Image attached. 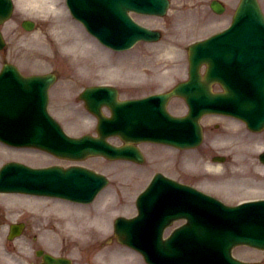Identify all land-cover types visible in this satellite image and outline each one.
I'll list each match as a JSON object with an SVG mask.
<instances>
[{"label":"rangeland","instance_id":"rangeland-1","mask_svg":"<svg viewBox=\"0 0 264 264\" xmlns=\"http://www.w3.org/2000/svg\"><path fill=\"white\" fill-rule=\"evenodd\" d=\"M211 0H173L170 14L166 18H153V17H141V20L150 25V26H161L164 30H166L165 37L160 41V43L157 44H142L139 46V48L136 49L135 55H133V62L134 64H128L126 63L125 66H122V70L119 71L116 65H113L111 62L109 65H103L101 67H94V68H79L75 71H69L66 67L67 64L65 61H61L62 67L59 68L53 64V62H56V58L53 56H50L51 58H47L45 56L46 53H44L42 56L37 57L35 56V49L36 48H20L17 50V55L19 57V61L22 65V68L26 71H41L45 72L49 69H58L57 72H59L60 75V82L64 84H67L71 81V88L68 87V93L65 95H60L57 98L54 95L53 100V106L55 105L56 109L60 112H62L65 116L63 118L64 122L67 125H70L72 128L75 127L76 120H71L69 113L66 111V108L69 107V103H71L72 98L71 94H75V90H79L81 87L83 88L85 85L90 84L91 82H96L98 80L103 79H113L119 77L118 81L121 82V91L123 96L127 95H138V94H145V93H151L154 91H158L161 89H167L172 84H174L177 80H180L181 78H185L187 76L186 68H187V52L186 50L182 49V44L179 47L178 40H171L167 35V29H168V20L170 17L175 16L177 13L185 12L186 14L181 18V21L176 24L178 28H180V37L181 39H187L190 37H198L201 34L205 33L206 31L210 30L213 26H217L220 23H214L212 22L213 18L212 16H209L210 8L209 3ZM227 5L228 8H231L234 6V3L236 0H223ZM264 5V0H261ZM59 6V5H57ZM59 8V7H58ZM198 16H204L198 23L196 22L198 19ZM172 25V24H171ZM170 26V25H169ZM167 28V29H166ZM170 31H172V28H169ZM96 42V41H95ZM90 48H92V44H88ZM97 46V45H96ZM94 47V49H97V47ZM174 48V49H171ZM41 49V48H40ZM44 49V48H43ZM98 50V49H97ZM100 56H107L108 54L104 51H98ZM122 56L118 55L116 58L120 60ZM142 57V60H141ZM126 58L124 57L123 60ZM141 60V62H140ZM140 67L143 70V68H146L148 72L143 73L142 79L139 76V78L142 80L134 82L129 81L127 79H121L128 78L127 74L129 73H135L139 72L140 70H136V67ZM158 70L157 73H151V70ZM114 72L119 76H115ZM83 73L87 74V77L82 81L80 79V76L83 78ZM80 75V76H79ZM75 76V77H74ZM94 76V77H92ZM121 76V77H120ZM125 76V77H124ZM156 77V78H154ZM138 78V76L136 77ZM130 84V85H129ZM132 84H137L135 86H131ZM58 85V84H57ZM59 90V87H58ZM60 93L55 89L53 90L54 93ZM75 104V102L73 103ZM82 104V103H81ZM170 107L172 108L173 112L175 113H184L186 110V105L182 101V99L174 98L171 103ZM84 109V108H83ZM79 112V111H77ZM88 124L92 122L89 121L88 118L84 119ZM85 122V123H86ZM95 122V120H94ZM117 141V140H116ZM118 142V141H117ZM156 145H144L143 148L147 155V160L145 164L138 165L133 164L129 162L124 163H114V162H108L107 160L103 158H91L87 160L85 163L89 166L95 167L99 170H102L103 172L107 173L111 177V184L110 186L103 192L97 202L94 204L93 207H95L92 210H89L88 213L85 211L86 209H80L76 210L78 208H74V210H71L70 207H65L67 205L61 204L59 201L53 199L52 201H45L43 199H33V200H27L25 198H21V200L15 199V198H9L11 199V205L13 207L8 206L6 203L3 202V200H0V204L2 206L10 207L11 209L16 208L17 210H20L17 206L18 202H29L30 205L34 208H41L45 212L49 213L52 211L53 213H56L60 215L61 211L65 212L64 215H61L63 218V222L60 221L61 224L64 225V229L67 227L64 224L67 221H71L70 219L76 215L77 218V225L80 226L83 222L89 221L88 216L94 217L96 214H102L103 207H99L100 204H102L103 201L106 199L111 202V199L115 201L114 207L110 210H108L111 214H108L105 212L106 220H105V228H103L102 232L98 235H93L94 239H91V234H89V230H85L84 227L81 226V228L85 231H83L81 234L76 233L74 230H70L67 232V234L71 232H75L76 236L80 238L79 245L76 244H68L64 240H58L56 237H53L52 240L47 238L46 234H43V230L39 231L38 229L40 226H38L36 223L32 222L31 219H27V217H18V218H10V220H21L26 219L27 220V226L28 231L30 235L36 234V246L39 248H44L47 251L51 252L54 255H67L73 260V264H144V260L140 254L137 252L126 248L125 246L119 244L118 242H107L106 238L110 236L113 232V220L118 215L124 214L126 216L133 215L137 212L136 209V197L137 195L142 191V189L148 184L150 181V178L154 175L156 171H164L168 174L175 175L176 173H181L180 170L173 168L172 165L176 164V154L178 153L176 150L172 152L169 149H166L162 146L155 147ZM208 144H205L203 148H200L198 150L189 151V152H179L181 155L179 156L182 158L180 161L181 168H188L189 172H185V174H180V179L184 181H190L195 182L201 185H209L204 179L209 177L205 174H203L201 171H196L194 169H190L187 162H197L199 161L201 157V152L208 151ZM173 150V149H172ZM0 152L2 150L0 149ZM167 156L165 158L161 159V156ZM17 158L21 160L28 161L31 164L39 165L49 162H54L55 160L50 158H47L42 154L41 152H35V151H27L22 150L19 152L9 151V150H3L2 156H0V165L6 160H9L10 158ZM160 159V160H158ZM57 162V161H55ZM226 168H223L221 170H224ZM195 173V174H193ZM217 183H212L209 186L213 189H220V186ZM216 187V188H215ZM263 191H259L257 193H262ZM121 195H126L127 201L123 202L124 205L116 204L118 201V198ZM15 197V196H13ZM99 205V206H98ZM98 206V207H96ZM117 209H120L118 211H115ZM114 211V212H113ZM111 218H110V217ZM91 218V217H90ZM4 229L0 230V233L4 232ZM87 231V232H86ZM86 232V233H84ZM52 237V236H51ZM26 239V238H25ZM22 241H25L22 239ZM40 241V244L38 243ZM63 249V250H62ZM243 249V250H242ZM245 248H238L237 254L239 256H246L241 252H244ZM133 253H132V252ZM247 254V252H244ZM262 256L260 257H249L247 258L251 259H262L264 258V252H262ZM35 255L30 258V260H33ZM3 257V252H0V259ZM264 263V260H263Z\"/></svg>","mask_w":264,"mask_h":264},{"label":"bare ground","instance_id":"bare-ground-1","mask_svg":"<svg viewBox=\"0 0 264 264\" xmlns=\"http://www.w3.org/2000/svg\"><path fill=\"white\" fill-rule=\"evenodd\" d=\"M37 3H42L44 0H35ZM48 1V0H47ZM45 2L44 1V3H42L41 5H42V11L44 12V13H46V15H48L49 13H52L53 11H54V8H55V1L54 0H49V2ZM74 46V49L72 50L71 49V52H72V54L73 53H75V54H78L79 55V52H81V51H85V48H83V47H81L79 44H77V43H74L73 44ZM54 50H55V48H54ZM88 52H86V54H87ZM262 149H264L263 147H261ZM258 154V153H257ZM255 154H253V156H254ZM252 156V157H253ZM31 199H33V198H31ZM35 199V198H34ZM46 201V200H45ZM114 203H115V201H113L112 199H111V202L109 203L108 201H107V204H106V206H105V210L106 211H108V210H110L111 208H112V206L114 205ZM70 205V204H69ZM114 207V206H113ZM41 213V212H40ZM39 212H38V214H40ZM46 214L47 213H41V215L42 216H46ZM49 215V214H48ZM50 217H54L53 215H51L50 214ZM42 218V217H41ZM98 219H100L101 220V222H103L104 220L102 219V218H98ZM96 221H98L97 219H95ZM99 222V221H98ZM75 224L77 223V221H75L74 222ZM73 222H71V221H68L67 223H66V227H67V229H70V230H74L76 233H82L83 231H85L86 229H87V231L89 232V234H91L92 233V231H90V230H92L93 228H95V222H94V220H89V221H86V222H83L82 224H80V226L79 225H75ZM81 226L82 227H84L85 228V230H83L82 228H81ZM97 229H99V230H101V228L100 227H97ZM99 230H97V231H99ZM86 231V232H87ZM94 231H96V229L94 230ZM94 231H93V234H95L94 233ZM86 232H84V233H86ZM58 240H63V237L62 236H57L56 237ZM52 239H53V237H52ZM67 240L68 241H75V240H78V237L76 236V235H71V233L69 234V237L67 238Z\"/></svg>","mask_w":264,"mask_h":264}]
</instances>
